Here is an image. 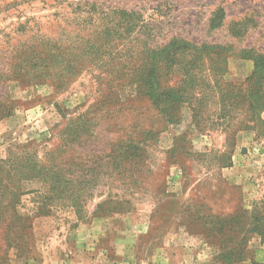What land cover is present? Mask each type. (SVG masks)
Returning <instances> with one entry per match:
<instances>
[{"label": "rangeland", "instance_id": "1", "mask_svg": "<svg viewBox=\"0 0 264 264\" xmlns=\"http://www.w3.org/2000/svg\"><path fill=\"white\" fill-rule=\"evenodd\" d=\"M83 3L139 15V37L160 45L175 37L221 46L224 66L212 54L199 66L195 50L187 78L198 101L212 91L218 101L210 96L193 120L176 107L179 123L166 124L134 85L118 91L116 73L97 62L67 70L92 17ZM121 42L126 58L129 40ZM131 51L137 56L139 43ZM34 53L62 59L61 76L30 71ZM252 54L264 56V0H0V102L10 111L0 120V161L14 170L25 159L61 163L55 190L56 180L31 175L20 177L28 181L18 184L20 198L0 192V264L264 263V111L262 122L242 117L238 96ZM181 79L178 70L171 84ZM255 84L252 94L264 96V82ZM119 143L128 162L116 166L103 157L121 152Z\"/></svg>", "mask_w": 264, "mask_h": 264}, {"label": "trees", "instance_id": "2", "mask_svg": "<svg viewBox=\"0 0 264 264\" xmlns=\"http://www.w3.org/2000/svg\"><path fill=\"white\" fill-rule=\"evenodd\" d=\"M28 1V0H20ZM81 5L77 4L76 6ZM91 6V21L87 23L85 32L82 37H80V44L77 45L73 50L76 55H80V60L76 63H68L66 66L67 70L73 69H84L92 66V63L97 62L99 66L104 69V73H116L117 90L125 91L126 87L131 88V85H134L135 88L133 92L136 97L145 98L153 107H155L159 113L162 115V118L165 120L166 124H177L179 123V117L176 114V107H186L191 113L192 120L196 119L197 114H202L206 112V103L209 100L210 96L214 97L216 101L218 98L214 96L215 92L209 93V96L206 98L204 94L201 97V100L198 101L193 87L188 83L187 80L188 74H190L189 68L196 67L197 61L191 60L192 52L197 50V55H201L200 65H203V60H209L210 55H215V64L218 66H224L225 61H222V50L221 46H204L197 48L196 46L190 44L184 39H178L173 37L164 45L154 43L152 39L149 38V33H146L143 37H139L141 24H143L141 17L138 15L134 19L126 15V11L118 12H103L102 8L97 5V3L89 4L83 3L82 6L88 7ZM78 10L80 9L79 7ZM80 12H86L80 10ZM93 12V13H92ZM94 14V15H93ZM27 20V19H26ZM25 24L26 22H22ZM18 28H24V26H18ZM87 36V37H86ZM125 36L128 42V57L123 58L121 55L119 47L123 46L121 42L122 38ZM28 40L22 41V46L18 45L17 48H22L23 45L27 43ZM139 43L140 52L135 56V51H131L134 48V44ZM207 49H214L218 52L213 51L209 52ZM224 52V51H223ZM35 54V53H34ZM75 55V56H76ZM141 56V62L139 65L136 63L137 57ZM36 60L34 61L33 57H29L28 62H33L29 66L30 71L37 68H47L50 72H55V75L59 77L61 74H58L57 70L62 62L56 61V57L52 54H47L46 58L41 59L35 54ZM246 59L252 62V73L251 76L245 82L244 92L239 93L238 96L243 98L245 102V111L241 110L242 117L247 116L248 119L257 120L262 122L260 115L264 111V96H256L252 93L255 90L256 84L255 80L264 82V56L262 55H247ZM46 59L48 63H46ZM28 59L22 60L26 62ZM62 64V63H61ZM62 66V65H61ZM115 66L116 69L115 70ZM180 70L183 76V79L179 80L178 83L171 84L172 77L176 72ZM27 71L25 68H22L20 72ZM2 72V71H1ZM0 72V73H1ZM102 72V71H99ZM26 76V75H25ZM24 76V77H25ZM21 77H23L21 75ZM224 87V86H223ZM224 88H221L223 90ZM264 89V87H263ZM222 98V97H221ZM206 99V100H205ZM205 100V102H203ZM203 103H200V102ZM10 111L5 107V102H0V120L9 117ZM249 113V114H248ZM74 120H70V123H73ZM243 120L240 121V126ZM69 123V125H71ZM77 123H79L77 121ZM71 129L76 132H81L79 128H75L71 125ZM84 130V125H83ZM151 131H147L145 135H151ZM74 139L72 142H74ZM122 145L121 152L113 153L110 151V154L103 158L112 157L115 159L116 166L120 165L122 162H128L126 159H122L128 155L126 144L119 143ZM118 145V144H115ZM137 143H130L129 149L132 147L134 149L138 148ZM24 163V170H14L12 168V161L6 159L0 161V167H8L3 169L1 172L5 173V181L1 183L0 181V192L4 195L15 194L17 198H20L22 190L19 188L18 184L25 183L28 181H23L25 179H20L22 176L29 177L31 175L37 176L42 182H45L48 179H54L53 187L49 190H55L59 185V180H61L60 175L58 174L59 162L52 161L50 164L38 165L37 163L30 164L31 161L22 160ZM21 162V164H22ZM7 171V172H6ZM69 182H73L72 179ZM17 203L14 204L13 209L16 213ZM17 215V213H16ZM21 219V217H20ZM231 221V219H229ZM225 250L223 247L222 250ZM264 264V263H262Z\"/></svg>", "mask_w": 264, "mask_h": 264}, {"label": "crops", "instance_id": "3", "mask_svg": "<svg viewBox=\"0 0 264 264\" xmlns=\"http://www.w3.org/2000/svg\"><path fill=\"white\" fill-rule=\"evenodd\" d=\"M174 260H176V262L174 263ZM168 261H170V264H182L183 261H181L180 258L177 257H173L172 259H168ZM161 264H169V262L165 261L164 263Z\"/></svg>", "mask_w": 264, "mask_h": 264}]
</instances>
